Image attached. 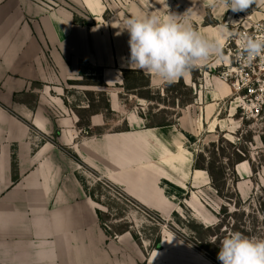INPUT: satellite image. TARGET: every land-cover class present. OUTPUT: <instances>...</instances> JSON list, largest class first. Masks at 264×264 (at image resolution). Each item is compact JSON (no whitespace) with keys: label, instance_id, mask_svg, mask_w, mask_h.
<instances>
[{"label":"crops","instance_id":"obj_1","mask_svg":"<svg viewBox=\"0 0 264 264\" xmlns=\"http://www.w3.org/2000/svg\"><path fill=\"white\" fill-rule=\"evenodd\" d=\"M94 1L0 0V264H169L152 258L164 250V232L160 250L136 241L133 231L108 234L97 213L104 211L87 191L94 185L86 183L81 172H100L101 178L163 219L176 212L171 199L183 195L192 175L208 176L194 169L195 159L181 166L173 161L177 141L183 149L188 141L176 126L146 128L139 114L125 110L122 71L132 70L127 66L129 36L119 29L122 17L104 18L109 9L101 0L104 7L97 17ZM171 1L167 15H179L209 41H223L218 26H202L206 12L193 18L188 2ZM151 4L149 11L144 5L148 14L167 16L155 6L160 7L159 1ZM75 17L90 25L75 24ZM90 68L102 69L106 86L100 92L108 96L115 126L123 124L125 129L95 135L110 126L102 112L90 116L93 134L77 126L74 109H88L89 102L72 107L65 97L66 84L81 72L89 75ZM141 72L151 88L167 84ZM181 79L191 86L192 70ZM223 94L208 93L216 105ZM204 98V91L197 90L190 106ZM166 159L170 163H162ZM170 164L182 170L180 177ZM153 178L167 200L165 207L153 204Z\"/></svg>","mask_w":264,"mask_h":264},{"label":"rangeland","instance_id":"obj_2","mask_svg":"<svg viewBox=\"0 0 264 264\" xmlns=\"http://www.w3.org/2000/svg\"><path fill=\"white\" fill-rule=\"evenodd\" d=\"M101 1L109 9L107 19L115 16L125 20L141 12L148 14L147 10L149 11L152 5V0ZM157 1L160 7L155 6L164 12L161 14L167 15L165 13L167 4L172 1ZM184 1L188 2L193 18L200 17L201 12L205 15L206 12L202 26L204 24L218 26L221 36L226 24L227 29L236 37L249 27L260 25L264 27V0H257L247 10L235 13L231 9L225 11L216 0H177L176 3L183 5ZM94 2L96 3L91 4L92 6L95 4L96 7L93 6L92 12L98 17V11L104 6L99 0ZM82 15L90 18L88 12H83ZM193 28L197 30L196 27L193 26ZM229 41L231 37L223 35L225 55H227L225 47ZM229 66L228 61H218L215 58L208 62L207 67L198 66L196 70L193 69L195 74L192 78L193 85H187V87L192 89V96L196 95L197 90L198 93L204 91L205 95L202 103L196 107L188 105L183 108H172L170 104L174 102V97H180V102H185L189 98V91L182 87L166 88L165 86L161 89L144 90L143 86L146 82L141 77L136 79L130 76L127 85L141 88L139 93L146 92L152 102L128 94L125 87L121 92V102L127 112L134 111L145 117L155 115L153 123L156 124L165 121L174 122L178 119L177 131L194 137V141L188 138L184 149L177 141L179 150L172 157L177 165L190 163L201 154L207 162L217 159L216 179L221 186L220 194L212 187L209 175H192L183 195L171 199V202L175 204L176 212L163 219L155 212L147 213L128 203L115 186H108L105 183L107 180L101 178L100 172L87 169L81 172L86 177L84 181L94 185L92 190L100 203V208L105 212L103 217L105 224L112 233L122 228H129L135 234L137 233V236L139 234V239L143 240L148 247L150 245L152 249L154 240L158 236L161 237V233L164 232L162 243L165 239L169 240L170 257L174 264H220L217 259L219 239L231 231H239L248 237L264 239V92H259L253 97L235 94L232 83L226 82L222 75ZM88 74L92 78L77 76L72 82H67L65 97L71 101L72 107L84 106L90 100L98 108H104L108 101L107 94L100 92L102 88L90 85L100 83L99 72L89 71ZM165 89L167 92L164 91ZM214 90L224 93L218 105L212 102L208 95ZM90 91H94V94H90ZM161 98L168 106L160 102ZM107 115L111 120L110 126L101 129L102 133L126 128L123 124L115 126L113 114ZM213 142L217 143L215 148L210 146ZM236 154H245L250 162L245 161L236 166ZM169 161L166 159L162 163H170ZM170 165L178 171L175 177H180L182 170L179 171L177 165ZM234 168L237 174H233ZM222 173L227 176V185ZM144 180L148 179L144 178ZM156 184L157 180L154 179L155 202L153 204L165 207L167 200ZM162 184L164 185L163 182ZM171 191L169 188V193ZM212 239H216L217 244L209 243ZM163 251L155 252V257ZM154 255L152 258L155 259Z\"/></svg>","mask_w":264,"mask_h":264},{"label":"clouds","instance_id":"obj_3","mask_svg":"<svg viewBox=\"0 0 264 264\" xmlns=\"http://www.w3.org/2000/svg\"><path fill=\"white\" fill-rule=\"evenodd\" d=\"M225 11L242 12L257 0H216ZM226 37L235 35L224 26ZM121 32L128 33L127 66L132 70L155 75L172 84L212 57L228 61L222 40L209 41L191 23L177 14L164 17L156 13L132 15L123 21ZM120 34V33H118ZM239 54L246 63L264 57V36L240 34ZM209 243L217 244L216 239ZM217 259L220 264H264V239L231 231L219 239Z\"/></svg>","mask_w":264,"mask_h":264},{"label":"trees","instance_id":"obj_4","mask_svg":"<svg viewBox=\"0 0 264 264\" xmlns=\"http://www.w3.org/2000/svg\"><path fill=\"white\" fill-rule=\"evenodd\" d=\"M106 15L107 13L104 15V18H106ZM74 22L75 24H80V25H85V26H89L90 24L85 22V21H82L80 20L79 18L75 17L74 19ZM212 25V24H211ZM90 71L92 73H95V72H99V76H100V83L99 84H90L91 86H94V87H105L106 85L103 83L102 81V69L100 68H90ZM123 73V76H124V81H125V90L127 91L128 94L130 95H135L143 100H146L148 102H152V99H150V97L148 96V94L145 92L144 94H140L139 91L141 90V88H138V87H129L127 85V82L129 80V77L130 76H134V78L138 79L139 77L145 79V82L146 84L143 86L144 90H151V86H150V79L148 76H146L143 72L141 71H135V70H123L122 71ZM194 72L192 70V78H194ZM80 76L81 77H86V78H92L91 75H87L83 72L80 73ZM94 76V75H92ZM72 82V81H70ZM166 88H174V87H182L184 89H187V91H189V98L187 101H183V102H180V97H174V102L170 104V106L172 108H183V107H187L188 105H192L194 102H195V99H196V95L195 96H192V89H190L189 87H187V85L185 84V82L180 79L177 83H172V84H166L165 85ZM166 91V89L164 90ZM167 92V91H166ZM93 92H91L90 94H92ZM94 94V93H93ZM102 94H105V93H102ZM160 102L164 105H167L168 104L161 98L160 99ZM74 112L76 113V115L78 116L79 118V122L77 124V126L79 128H82V129H86L88 130L89 134H93L92 131L89 130V127H90V116L93 115V114H98V113H105L106 115L109 114L111 115L112 112H111V109H110V105H109V102L107 101V104L104 108H98L97 106H95L90 100H89V103H88V109H74ZM181 115V114H180ZM108 117V115H107ZM141 118H143L145 121H146V128H164V127H170V126H177V121H172V122H163V123H153V119L155 118V115H151L150 117H145L143 116L142 114L140 115ZM180 117V116H179ZM97 131V130H96ZM94 132L95 135H101L103 134L101 132V130L98 132ZM127 131V130H126ZM187 138H189L190 140L194 141V137H191L190 135H186L184 134ZM217 143L213 142L211 143V147L215 148L217 145ZM213 154L215 155V153L213 152ZM230 162V159L228 160ZM245 161H249V158H247V156L244 154V155H239V154H236L235 155V165L237 166L238 164L240 163H243ZM215 163H217V159L215 158L214 161H210L207 162L205 157L203 156V154L201 155H197L196 158H195V163H194V169L195 170H200V171H204L206 172L210 179H211V183H212V187L214 189H216L218 191V193L220 194V188L221 186L218 185V182H217V179H216V175L218 174L217 173V167L215 166ZM221 172V171H220ZM237 170L236 168H234L233 170V174H237L236 173ZM221 175V173H220ZM222 176L224 177L223 180L226 182L225 185H227V176L226 174H223L222 173ZM108 186H113V184H111L110 182L106 181L105 182ZM115 188L117 190L120 191V195L130 204L132 205H135L136 207L146 211L147 213L148 212H152V211H149L148 209H146L145 207H143L142 205H140L138 202H136L135 200H133L132 198H130L129 196H127L121 189H119L118 187L115 186ZM88 193H89V196L95 201L97 202L98 204L99 201L95 195V192L94 190L92 189H87ZM98 213V216H99V219L103 225V227L106 229V231L108 232L109 235L111 236H114L115 234L117 235H120V234H124V233H127V232H132L129 228H122L121 230L119 231H115V232H111L109 229H107L106 227V224H105V221H104V214L105 212H102L100 210L97 211ZM132 235L133 237L135 238L136 241L140 242V239L139 237L132 232ZM161 243V238L160 236H158L155 240H154V243H153V249L155 250H160L161 248L159 247V244Z\"/></svg>","mask_w":264,"mask_h":264},{"label":"built area","instance_id":"obj_5","mask_svg":"<svg viewBox=\"0 0 264 264\" xmlns=\"http://www.w3.org/2000/svg\"><path fill=\"white\" fill-rule=\"evenodd\" d=\"M240 34H247L253 37L264 36V27L254 26L231 37L225 47L227 56H229V67L222 74L226 82L230 81L234 87L235 94L240 93L245 96H256L259 92H264V57H258L251 63H246L241 58L237 40ZM264 104V103H263ZM107 229L109 227L106 225ZM110 230V229H109Z\"/></svg>","mask_w":264,"mask_h":264},{"label":"bare ground","instance_id":"obj_6","mask_svg":"<svg viewBox=\"0 0 264 264\" xmlns=\"http://www.w3.org/2000/svg\"><path fill=\"white\" fill-rule=\"evenodd\" d=\"M165 237H166V235H165ZM168 242H169V240L165 239V241L163 243V245L165 246L163 253L162 254H156V257L155 256L154 257L156 259H158V260H167L169 262V264H174L172 259H171V257H170L171 256L170 255L171 254V250L169 249V245H168L169 243Z\"/></svg>","mask_w":264,"mask_h":264},{"label":"water","instance_id":"obj_7","mask_svg":"<svg viewBox=\"0 0 264 264\" xmlns=\"http://www.w3.org/2000/svg\"><path fill=\"white\" fill-rule=\"evenodd\" d=\"M161 246V245H160Z\"/></svg>","mask_w":264,"mask_h":264}]
</instances>
